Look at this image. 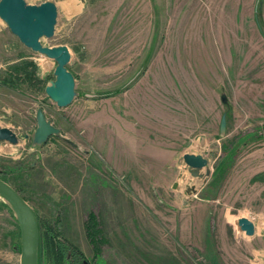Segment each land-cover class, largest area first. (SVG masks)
<instances>
[{"label":"rangeland","instance_id":"obj_1","mask_svg":"<svg viewBox=\"0 0 264 264\" xmlns=\"http://www.w3.org/2000/svg\"><path fill=\"white\" fill-rule=\"evenodd\" d=\"M77 4L41 40L71 52L65 108L44 92L55 63L0 29V127L18 138L0 142V175L91 264H264V0ZM38 109L59 130L40 145ZM184 154L208 175L191 176ZM0 264H20L1 198Z\"/></svg>","mask_w":264,"mask_h":264},{"label":"water","instance_id":"obj_2","mask_svg":"<svg viewBox=\"0 0 264 264\" xmlns=\"http://www.w3.org/2000/svg\"><path fill=\"white\" fill-rule=\"evenodd\" d=\"M0 20L8 31L17 38L26 49L52 60L55 63L53 80L45 87V95L59 108L69 106L76 97L75 79L68 70L72 59L70 50L63 45L45 46L41 40L54 36L57 22V8L54 2L46 0L40 4H29L26 0H0ZM222 103L226 97L221 95ZM36 129L32 141L36 145L45 143L59 130L38 109L35 115ZM226 126V113L220 120L219 130L222 133ZM0 142L17 145L18 138L14 132L0 127ZM182 160L188 166L191 176L202 178L201 171L206 168L207 160L201 155L184 154ZM192 192H196L191 188ZM0 198L13 210L18 221L20 234V264H37L38 225L37 218L29 204L7 182L0 178ZM239 231L251 237L255 233L254 224L246 218L237 221Z\"/></svg>","mask_w":264,"mask_h":264},{"label":"trees","instance_id":"obj_3","mask_svg":"<svg viewBox=\"0 0 264 264\" xmlns=\"http://www.w3.org/2000/svg\"><path fill=\"white\" fill-rule=\"evenodd\" d=\"M28 76L30 77V75ZM0 178L6 182L2 175H0ZM15 190L19 193L17 189ZM19 194L26 201L25 197H23L21 193ZM37 225V264H41V258L43 255H46L48 259H51L53 264H91L76 247L66 241L65 238L61 237L60 233L51 225L42 223L38 218ZM95 228V217L90 215L86 222V233L93 243H96L98 234V231Z\"/></svg>","mask_w":264,"mask_h":264},{"label":"crops","instance_id":"obj_4","mask_svg":"<svg viewBox=\"0 0 264 264\" xmlns=\"http://www.w3.org/2000/svg\"><path fill=\"white\" fill-rule=\"evenodd\" d=\"M52 2H54L55 5H56V8H57V16H58V13H59L60 8L65 13L70 14V17H72L73 15H78V13H79L78 11L80 10V7L77 4L78 3V0H67L66 2H62V5L60 6V8L58 6V3L55 0H53Z\"/></svg>","mask_w":264,"mask_h":264},{"label":"built area","instance_id":"obj_5","mask_svg":"<svg viewBox=\"0 0 264 264\" xmlns=\"http://www.w3.org/2000/svg\"><path fill=\"white\" fill-rule=\"evenodd\" d=\"M4 27H5V24L0 20V29Z\"/></svg>","mask_w":264,"mask_h":264}]
</instances>
